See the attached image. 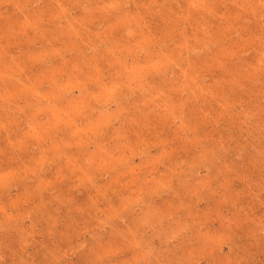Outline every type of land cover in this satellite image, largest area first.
I'll use <instances>...</instances> for the list:
<instances>
[{
	"label": "rangeland",
	"instance_id": "1",
	"mask_svg": "<svg viewBox=\"0 0 264 264\" xmlns=\"http://www.w3.org/2000/svg\"><path fill=\"white\" fill-rule=\"evenodd\" d=\"M0 264H264V0H0Z\"/></svg>",
	"mask_w": 264,
	"mask_h": 264
}]
</instances>
